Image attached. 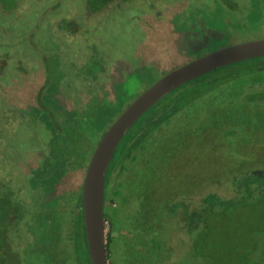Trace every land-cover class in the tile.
Instances as JSON below:
<instances>
[{"label": "rangeland", "instance_id": "obj_1", "mask_svg": "<svg viewBox=\"0 0 264 264\" xmlns=\"http://www.w3.org/2000/svg\"><path fill=\"white\" fill-rule=\"evenodd\" d=\"M237 1L241 11L223 0H109L90 12L89 0H47L16 8L11 26L0 21V87L17 119L0 131L30 203L15 264H83L72 218L100 138L168 70L264 38V0ZM263 92L264 71L222 84L150 132L111 173L108 264H264V103L249 100ZM208 194L236 201L199 211ZM182 199L185 227L166 215Z\"/></svg>", "mask_w": 264, "mask_h": 264}, {"label": "trees", "instance_id": "obj_2", "mask_svg": "<svg viewBox=\"0 0 264 264\" xmlns=\"http://www.w3.org/2000/svg\"><path fill=\"white\" fill-rule=\"evenodd\" d=\"M45 1L47 0H0V21H5L7 22L6 24L11 26V22L7 21V16L10 14H15L14 10L16 8L22 10L24 9L22 7L26 6V8L28 9L31 7L39 6L45 3ZM108 1L109 0H89V11H97L102 6V4L105 5ZM223 2L226 7H233L232 9H234L235 7L234 10L239 9V11H241L242 9L241 4L237 0H223ZM51 29L53 38L59 41L61 45H64L65 37L63 35L58 36L57 31L54 30V27L52 25ZM57 30L66 32L65 27H63V25L61 24L58 25ZM92 47H94L95 50L97 46L94 45ZM102 60V65L105 69V61L104 59ZM67 63V67L70 69L73 64L69 62ZM4 65L5 63L3 61H0V68L4 67ZM261 71H264V57L233 63L204 74L184 84L183 86L166 95L158 103H156L151 109H149L144 115H142V117L130 128V130L125 134L121 142L118 144L105 175L104 204L106 202V188L111 173L123 166V164L129 158H133V152L137 151V149L140 148L141 143L150 134V132L159 128L164 123V121L169 120L181 109L185 108L190 103L197 101L202 96L208 94L209 92L213 91V89L221 86L222 84L227 83L234 78L251 75ZM175 94L178 95L177 98L174 97ZM259 95L260 96H257L256 93H253L251 94L249 100L264 103V92ZM165 112H167V115L164 114V116L163 113ZM49 116L52 123L56 124L53 116L51 114ZM16 120L17 119L15 112H12V109L7 107L6 93L4 89L0 87V125L1 123H4V126H10L13 125ZM133 127H136L135 131L132 130ZM5 132H7L6 129ZM3 135L8 137L9 133L7 132L5 134L1 133L0 131V264H15L17 261L16 258H20V255H18L19 250L17 251L16 249H14V243L17 237H21V233L19 234V230H21V228H19V225H21L27 217V206L29 201L24 198L22 199L21 193H19V191L22 190L21 185L19 181H16L15 177L13 176L14 173L12 172L11 165L9 163L8 149H5V145L3 143ZM254 181H256L255 178L250 179L248 182L252 184ZM241 189L242 187L239 186L238 188H236V192L240 193ZM245 191L250 192L252 191V188L250 189L249 187H247ZM217 201L221 206H227V204L231 206L232 203H234L233 201L236 200H234L233 198L222 199L216 194H208L202 198L197 209H199L200 211V209H205L208 206L214 207V204ZM189 207L190 203L187 201V199H182L166 208V211L168 213L166 215L167 217L172 219L179 218L180 222H182L185 227L186 224L184 223L186 222V220L184 222V219L188 218L186 217V215L188 214L187 210ZM20 212L24 213V215L21 216ZM103 212L104 219L106 221L108 216L104 208ZM193 223L194 222L189 223V226H193ZM73 243H76V246L81 253L80 257L83 264H90L83 225L81 194L77 198L72 218V244ZM110 243L111 238L107 235V255L109 253L108 248Z\"/></svg>", "mask_w": 264, "mask_h": 264}, {"label": "water", "instance_id": "obj_3", "mask_svg": "<svg viewBox=\"0 0 264 264\" xmlns=\"http://www.w3.org/2000/svg\"><path fill=\"white\" fill-rule=\"evenodd\" d=\"M264 57V38L231 44L172 68L144 89L100 138L81 188L83 225L90 264H108L104 219V183L111 158L130 128L166 95L221 67Z\"/></svg>", "mask_w": 264, "mask_h": 264}]
</instances>
